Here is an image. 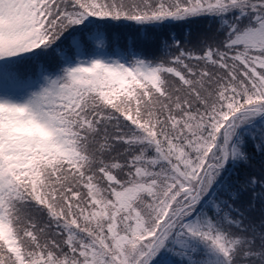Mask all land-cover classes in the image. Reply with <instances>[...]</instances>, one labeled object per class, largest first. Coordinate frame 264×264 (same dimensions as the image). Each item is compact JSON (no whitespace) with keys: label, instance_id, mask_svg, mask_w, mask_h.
<instances>
[{"label":"snow or ice","instance_id":"1","mask_svg":"<svg viewBox=\"0 0 264 264\" xmlns=\"http://www.w3.org/2000/svg\"><path fill=\"white\" fill-rule=\"evenodd\" d=\"M0 264H264V0H0Z\"/></svg>","mask_w":264,"mask_h":264},{"label":"trees","instance_id":"2","mask_svg":"<svg viewBox=\"0 0 264 264\" xmlns=\"http://www.w3.org/2000/svg\"><path fill=\"white\" fill-rule=\"evenodd\" d=\"M206 25L207 22L202 20H191L184 23L166 25L164 28L158 30L155 40L151 44L145 46L146 52L150 57L153 55L158 56L160 55V52L158 51L159 44L162 39L169 40L170 43L171 36H175L177 39L183 40L185 37L195 36L196 34L204 31ZM118 31L122 39L125 38L129 32L128 29L122 26L118 29ZM133 35L135 39L139 40L138 35Z\"/></svg>","mask_w":264,"mask_h":264}]
</instances>
